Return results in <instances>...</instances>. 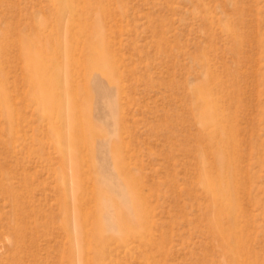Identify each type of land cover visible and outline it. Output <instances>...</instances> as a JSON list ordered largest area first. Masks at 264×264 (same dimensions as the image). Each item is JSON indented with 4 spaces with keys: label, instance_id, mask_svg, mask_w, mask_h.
I'll return each mask as SVG.
<instances>
[{
    "label": "rangeland",
    "instance_id": "374dc122",
    "mask_svg": "<svg viewBox=\"0 0 264 264\" xmlns=\"http://www.w3.org/2000/svg\"><path fill=\"white\" fill-rule=\"evenodd\" d=\"M0 264H264V0H0Z\"/></svg>",
    "mask_w": 264,
    "mask_h": 264
},
{
    "label": "bare ground",
    "instance_id": "6f19581e",
    "mask_svg": "<svg viewBox=\"0 0 264 264\" xmlns=\"http://www.w3.org/2000/svg\"><path fill=\"white\" fill-rule=\"evenodd\" d=\"M217 139L219 140V138ZM209 141L211 142V137L209 138ZM209 145L211 148H214L216 146L214 142L213 143L211 142ZM225 158H228V157L225 156ZM233 177L234 175H231L230 172H228L226 177L221 174L220 162H218L213 168H210V169L203 168V170L200 173V180L203 184V190L205 191L206 196L213 203L212 204L213 211L216 213V216H211L213 218L208 219L209 228L216 236L221 237L223 239L226 238L228 231L225 229V227L223 229L222 227L223 225H220L221 222L218 216L224 215V214L229 215L233 209L232 208L233 201L235 202V196L233 199H231V187H232L231 184H232V180H234ZM234 184H235L234 187H238V183L235 182ZM121 195L123 196L122 199L117 201L116 203L109 198L100 199V204H99L100 208L102 209L107 206H115L118 212V216H120V214L123 213V215H126L128 217L127 220L130 221L129 222L131 226L130 229L132 228L130 231H134L135 233H137L136 229L139 230L143 225H141L140 219L139 221L134 220L136 217L134 215L136 213L135 212L136 206H135L134 198L131 195V193L129 194L127 191L126 193L125 191H123ZM102 229H106L111 232L113 231L117 232L118 227L117 226L115 227L112 223H108L107 225L103 226ZM79 238H80V234H78V239ZM83 256H84V253H83Z\"/></svg>",
    "mask_w": 264,
    "mask_h": 264
}]
</instances>
